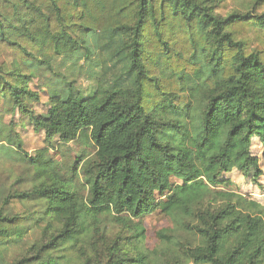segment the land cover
I'll return each mask as SVG.
<instances>
[{
	"label": "trees",
	"instance_id": "trees-1",
	"mask_svg": "<svg viewBox=\"0 0 264 264\" xmlns=\"http://www.w3.org/2000/svg\"><path fill=\"white\" fill-rule=\"evenodd\" d=\"M82 51L100 65L88 96L53 67ZM41 70L59 85L37 114ZM0 106L2 159L24 168L0 189V264H264V204L223 179L263 175L264 0H0ZM5 113L46 146L29 154ZM89 140L66 171L50 154ZM30 201L40 236L5 261ZM159 207L171 226L151 248L135 219Z\"/></svg>",
	"mask_w": 264,
	"mask_h": 264
},
{
	"label": "rangeland",
	"instance_id": "rangeland-1",
	"mask_svg": "<svg viewBox=\"0 0 264 264\" xmlns=\"http://www.w3.org/2000/svg\"><path fill=\"white\" fill-rule=\"evenodd\" d=\"M89 39L91 40L92 38L90 37ZM97 56L98 55L96 53L90 56L86 53V51H82L79 55L70 56L64 59L58 58L53 64L54 71L60 73L61 78L65 76L67 77V81H73V87L81 90L85 96L91 95L94 88L97 87V75L100 73V65H98ZM47 71L48 70H41L37 75L38 77L31 82V86L34 89L39 90L41 95L40 102L34 104V110L37 114L44 113L48 109L49 85H59V83L55 81L56 76L52 73H46ZM0 110H3L2 106H0ZM10 120L19 122L17 125V131L21 134L24 141V149L29 154L35 155L38 150L43 149L46 146L44 134L34 130V125L29 117H23L18 113L17 115L5 113L3 121L9 123ZM95 151L96 149L92 146L90 140L73 141L69 144L61 146H59L57 141V143H55V148L51 147L50 154L59 161L63 157L64 162L62 161V168L66 171L72 162L82 156H94ZM253 151L260 157V165L263 169V175L259 178L258 183L254 182L250 177L244 176L243 173L235 169L230 173L224 174L223 179L228 178V180L232 181L231 185L224 186L226 187L224 189L241 192L242 194L255 198L264 204V159L262 158L261 146L257 141H255ZM2 158L3 156L0 153V189H3L4 193H6L11 188H17L18 185H12L15 184L16 178L24 172V168L19 160H13L11 158L4 160ZM19 158H23V156H20ZM30 185L31 184L28 182L23 183L25 188ZM160 200H162V198L158 195V201ZM29 207L33 210L32 219L28 223L30 232L18 247L14 244H9V249L6 251L5 261H14V259L23 252V250H26L27 247L30 246L33 240L40 236V228L35 224L36 218H38V216H42V204H39L36 201H30ZM135 221L143 222L147 231V242L151 248L157 244V231L161 228L171 226L169 218L166 216L161 207L152 213L135 219ZM114 231H117V229ZM160 264L166 263L164 260H161ZM189 264L198 263L190 262Z\"/></svg>",
	"mask_w": 264,
	"mask_h": 264
}]
</instances>
